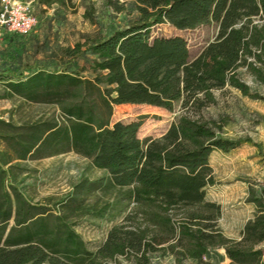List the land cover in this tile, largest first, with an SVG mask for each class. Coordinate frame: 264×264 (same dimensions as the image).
Masks as SVG:
<instances>
[{
    "label": "trees",
    "instance_id": "obj_1",
    "mask_svg": "<svg viewBox=\"0 0 264 264\" xmlns=\"http://www.w3.org/2000/svg\"><path fill=\"white\" fill-rule=\"evenodd\" d=\"M131 1L139 12L135 21L62 47V69L39 68L21 76L12 68L0 69L5 82L0 98L20 96L59 110L53 117L22 124L0 117V264H122L120 255L150 264L149 253L177 247L180 255L214 264L205 257L216 245L225 246L231 264H264V252L257 247L264 242V177L259 192L253 190L248 198L257 213L235 243L218 224L221 204L207 198V188L216 183L212 153H228L251 138L225 137L223 119L187 114L159 138L139 136L145 116L112 121L121 104L173 110L182 101L184 108L200 114L217 103L215 91L227 86L264 99L239 75L246 67L264 83V0ZM107 2L118 12L125 10L124 2ZM213 19L217 34L196 55L184 37L152 33L158 24L186 30ZM81 59L85 63L72 68ZM71 151L89 158L105 175L81 180L55 205L30 197L19 180L25 171L21 162ZM100 191L114 193L115 202L93 212L116 217L134 204L132 215L142 214L147 224L116 225L91 250L73 217L91 212L85 203ZM173 209L183 215L175 219Z\"/></svg>",
    "mask_w": 264,
    "mask_h": 264
},
{
    "label": "rangeland",
    "instance_id": "obj_2",
    "mask_svg": "<svg viewBox=\"0 0 264 264\" xmlns=\"http://www.w3.org/2000/svg\"><path fill=\"white\" fill-rule=\"evenodd\" d=\"M29 6L37 17L33 32L21 36L0 26V69L12 68L16 76L29 73L39 68L60 70L64 63L61 59V48L73 46L77 41L87 37H99L108 34L112 29L124 27L135 21L139 12L131 0H119L125 3V10L118 12L107 0H67L65 5L54 2L52 5L40 3L39 0H21ZM115 3L118 0H113ZM2 0H0L1 7ZM88 14L92 18L87 17ZM218 22L200 25L194 29L181 30L170 23L158 24L153 28L154 36L184 37L192 54L213 40L218 31ZM85 63L81 59L78 69ZM240 77L264 97V83L246 67L239 70ZM14 79H17L14 78ZM0 79V95L4 93L5 82ZM217 103L210 105L196 114L194 110L184 108L182 101L176 103L173 110L147 104H121L115 107L112 121L130 122L144 117L139 130L142 139L162 137L171 123L182 114L193 118L223 119L225 121L222 135L231 139L251 138L252 142L243 143L240 147L226 153L215 150L211 155L216 183L207 188V198L222 206L218 224L225 236L232 242L243 237L244 226L255 216L257 207L248 200L251 192H259L264 177V99L245 96L236 88L227 86L215 91ZM59 114L52 104L25 101L20 96L0 98V117L13 120L17 124L30 123L41 118H50ZM25 171L19 180L35 201L55 205L59 200L68 197L75 184L88 178L96 180L105 175L104 171L93 167L92 161L73 151L44 157L28 159L21 162ZM107 202H115V195L102 191L92 194L86 201L91 212L73 217L76 230L81 234L91 250H97L106 240L109 231L116 225L125 228L145 227L142 214L136 215L132 204L123 215L114 217L111 213L100 216L98 210ZM119 210V208H118ZM175 219L183 215V210L173 209ZM167 244L161 246H167ZM264 252V242L257 245ZM176 250L161 249L149 253L150 264H200L197 260L180 255ZM214 264H231L225 246H211L205 257ZM122 264H136L126 256H117ZM264 262V255H263Z\"/></svg>",
    "mask_w": 264,
    "mask_h": 264
},
{
    "label": "built area",
    "instance_id": "obj_3",
    "mask_svg": "<svg viewBox=\"0 0 264 264\" xmlns=\"http://www.w3.org/2000/svg\"><path fill=\"white\" fill-rule=\"evenodd\" d=\"M37 17L21 0H2L0 26L21 36L29 35L37 25Z\"/></svg>",
    "mask_w": 264,
    "mask_h": 264
}]
</instances>
